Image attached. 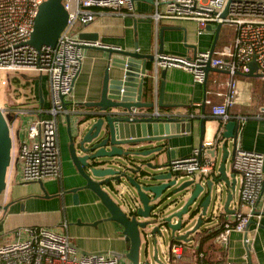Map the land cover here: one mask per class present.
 <instances>
[{
  "label": "built area",
  "instance_id": "obj_1",
  "mask_svg": "<svg viewBox=\"0 0 264 264\" xmlns=\"http://www.w3.org/2000/svg\"><path fill=\"white\" fill-rule=\"evenodd\" d=\"M44 1L46 0H0V71L6 72L9 77L8 81L3 80V84L6 85L13 78L21 81L20 73L37 72L41 76L46 74L50 87L48 107L44 103L41 105L35 96L26 97L27 101L23 104L12 103L9 108L0 106L5 116H30L24 137L19 138V181L29 183L43 181L48 177L62 178L58 123L62 116L71 113V109L66 108L65 104L70 100L75 80L81 71L86 46L102 45L98 41L82 39V28L95 21L104 9L121 12L122 8L126 9L125 14L150 18L156 23L162 19L193 20L197 23L199 35L209 31V24L214 28L218 23L234 28L232 44L222 48L215 47L214 50L209 48L198 51L192 56L159 53L156 48L152 67V76L156 82L161 69L170 67L182 68L192 73L199 82H204L209 64L228 72L225 98L211 107V114L221 120L218 136L214 141L193 148L191 154L170 160L173 178L179 181L185 178L218 176L219 162L213 149L225 124L230 120L229 109L236 102V76L250 73V64L255 62L257 73L264 79V0H152L154 11L150 14L138 13L135 8L136 0H62L68 11L67 25L55 46L43 45L38 49L29 41L39 8ZM227 6V16L222 17ZM157 96L156 93L155 109L141 112L162 115L157 106ZM33 98L34 102L29 101ZM262 115L264 116V108ZM10 129L12 135V123ZM233 162V169L240 178V186L236 189L238 200L234 196L229 205V208L235 205L234 211L231 214L227 212L224 187L222 183H216L214 196L204 216L214 224L201 232L193 247H187L186 241L177 239H172L169 248L163 245L164 258L170 264H179L189 249L194 250L196 264H207L209 258L206 249L200 250V247L202 239L208 236L223 248L228 246L231 232L237 231L244 234L243 241L249 246L253 239L251 227L258 229L261 226L264 154L237 146ZM116 190L120 195L119 204L122 209L129 215L135 214L141 201L133 197L123 182L117 185ZM125 192L131 195L130 200ZM238 203L245 205L248 210L236 208ZM154 216L159 221L162 220L160 211L154 209ZM251 218L254 222L248 228ZM16 235L12 240L0 241V264H131L128 258L118 257L109 251L81 253L68 232L67 221L62 222L59 230L30 226L17 230ZM219 264H250L248 249L244 260L223 258Z\"/></svg>",
  "mask_w": 264,
  "mask_h": 264
},
{
  "label": "crops",
  "instance_id": "obj_2",
  "mask_svg": "<svg viewBox=\"0 0 264 264\" xmlns=\"http://www.w3.org/2000/svg\"><path fill=\"white\" fill-rule=\"evenodd\" d=\"M135 6L138 13L150 14L154 11V4L150 0H136ZM125 13V8H122L121 12L104 9L95 21L82 28L81 33H95L100 43L119 46L124 50H134L137 45L139 52L143 54H155L156 48L159 50L162 45L163 53L192 56L213 45L214 32L209 30L199 35L197 23L193 20L162 19L156 23L150 18H137ZM234 36L233 27L222 26L216 48L232 44ZM109 59L108 52L99 47L85 48V59L81 71L75 80L70 100L67 101L71 112L87 110L88 108L79 106L78 103L92 102L100 98ZM152 67L153 63H150L149 84L152 90L150 96L144 99L155 100L156 93L158 95L160 92L162 70L166 69L163 102L172 105L166 111L186 115L191 120L189 131L170 139V147L175 150V157L191 154L193 148L200 146L201 136H203V143L214 141L221 128V120L211 114V107L225 98L228 72L222 69L210 71L205 86L204 82L195 80L192 73L178 67L161 69L156 82L152 76ZM109 75L112 79L117 78L122 75V70L111 66ZM34 78V84L32 79L26 87L32 89V94L40 104L42 96L44 105L48 107L50 98L48 77L43 74ZM236 79L238 95L234 106L229 109L230 120H240L236 147L264 154V116L262 115L264 79L258 75L257 69L252 73L238 74ZM15 95H17L16 100L12 103L23 104L27 101L19 91ZM35 98L29 101L34 102ZM72 120L73 123L76 122L77 117L72 116ZM20 126L17 130H20ZM58 136L62 165L61 179L48 177L43 180V184L22 183L19 181L18 158L15 168L10 166L7 189L0 196L2 206L0 241L12 240L16 238L17 230L30 226H44L59 230L62 222L67 221L68 232L78 248L88 252H126L128 245L120 232V226L116 221L107 219L110 213L97 194L91 190L81 191L79 202L76 204L73 193L68 192L84 182L71 159L66 114L59 120ZM23 137L24 132L18 138ZM229 148L233 150V143H230ZM165 160H167L166 156ZM228 163H230V170L227 168V171L229 174L235 173L238 190L240 178L236 175L231 162ZM43 186L48 196H45ZM7 204L9 206L7 210H4L3 207ZM234 207L235 205H232L230 209ZM260 207L263 212L261 226L258 229L253 227L250 229V234L253 236L248 246L250 264H264V196ZM236 208L248 210L245 205L239 203L236 204ZM243 238V233L233 231L230 234L228 246L222 248L209 237L205 242L204 250L206 249L210 264H219L223 258L244 260L247 247ZM179 264H196L194 250L189 249Z\"/></svg>",
  "mask_w": 264,
  "mask_h": 264
},
{
  "label": "water",
  "instance_id": "obj_3",
  "mask_svg": "<svg viewBox=\"0 0 264 264\" xmlns=\"http://www.w3.org/2000/svg\"><path fill=\"white\" fill-rule=\"evenodd\" d=\"M227 13L228 6L221 16L226 17ZM67 22L68 11L62 0L44 1L35 19L30 44L38 49L43 45L55 46ZM221 29V23H218L215 28L212 24L208 25V30L214 32L212 50L216 47ZM80 35L87 41L99 42L98 35L95 33ZM87 47L103 49L108 52L110 59L100 98L92 102L78 103L79 106L88 108L87 110H76L67 114L70 155L84 182L68 192L73 193L76 204L79 202V192L91 190L96 193L110 213L107 219L119 224L120 232L128 248L126 252L111 251L112 254L128 258L131 264H154V262L164 264L159 258L157 249L160 239L164 240L162 225L165 224L169 228L172 239L190 241L191 233L196 232L205 221L204 216L214 196L216 183H222L226 192L227 212L234 211L229 208V205L236 194V179L235 173H228L227 164L230 161L233 167L240 120H229L225 124L221 137L215 142L213 154L217 157L220 149L222 153L218 168L219 175L213 178H189L180 184L179 180L173 178L170 170V160L176 156L175 150L170 147V139L189 131L191 120L186 115L166 111L167 108L172 107L163 102L166 69L162 70L160 92L157 96V106L162 115L141 112V109L150 111L149 109L156 107L155 100L144 99L145 85L151 76L149 64L154 62L155 54H143L139 52L137 45L130 51L108 44ZM158 52L163 53L162 45ZM111 66L122 70V75L110 78ZM250 66V73L257 69L255 62H251ZM213 70L218 68H213L210 64L206 67L205 86L207 76ZM43 103L41 96V105ZM65 106L68 108L67 102ZM202 111L204 112V106ZM72 116L77 117L74 123ZM13 120L14 117L5 116L0 107V196L7 189L8 171L13 160V137L10 129V123ZM17 134L19 137V132ZM230 143L234 145L232 151L229 149ZM200 145H203V136H201ZM161 155H165L167 160L158 161ZM39 182L43 184V181ZM121 182L127 185L133 197L141 201V206L133 215L126 213L106 189L110 187L120 199L116 187ZM173 187H175L173 193H182L179 201L185 199L186 202L173 214L167 217L162 216V220L159 221L154 216V209L159 208L163 200L170 198V195L165 197L163 195ZM43 191L45 196H48L44 186ZM125 194L131 199L129 193L125 192ZM179 201L164 206L163 210H160L161 215L163 211L175 208ZM195 204L197 208L191 216H197L196 224L190 230L176 234L183 227L184 214L188 213ZM8 206V204L5 205L3 209L7 210ZM0 209H2L1 205ZM138 216L147 220L140 221ZM150 220L156 224L151 233H145V235L149 234L153 239L155 246L153 258L148 251L144 257H141L140 252L141 232ZM253 222L254 219L251 218L248 228ZM244 244L248 249V245ZM78 249L83 254L93 253Z\"/></svg>",
  "mask_w": 264,
  "mask_h": 264
},
{
  "label": "rangeland",
  "instance_id": "obj_4",
  "mask_svg": "<svg viewBox=\"0 0 264 264\" xmlns=\"http://www.w3.org/2000/svg\"><path fill=\"white\" fill-rule=\"evenodd\" d=\"M40 75V73L37 72H28V73H20L19 76L21 77V81L20 83L16 84L15 82H13V84H10L9 82H7V84H3V80H9L8 74H6V72L0 71V106L1 107H5V108H9L12 104V102L14 100H16V96L15 95L18 91L22 94L23 97H30L32 98L34 95L32 94L31 90L28 87H25V83L26 81H32L33 79V84H34V77ZM44 75L46 76V74L44 73ZM7 115H11V114H7ZM12 116V115H11ZM30 116L29 115H24V116H20V117H15L13 122H12V136H13V160H12V164H11V168H15V163L16 160L18 158L19 155V138H18V132L19 135L24 132L27 129V125L29 122ZM21 125V126H20ZM20 126V130H17ZM230 149V148H229ZM221 157H222V153L219 150V154L217 156V160L220 163L221 161ZM165 159V155H161L158 157V161H164ZM227 168L228 170H230V163L227 164ZM189 178H185L180 180V184L181 182L187 180ZM173 188L168 189L165 194L163 195L164 197L167 195H170V198L165 199L161 202V206L160 208H156L155 211H160L163 210L164 206H166L167 204L174 202V201H179L182 193L181 192H177V193H173ZM107 191L109 192V194L111 195L112 198H114L117 202L120 203V199L118 198L117 194L115 191H113L110 187L106 188ZM126 197H128V195L126 194ZM224 198H226V192H224ZM128 200H130V198H127ZM235 199H238V194L236 193L235 195ZM186 200L182 199L181 201H179V203L177 204V206L175 208H171L169 210L163 211L162 212V216L163 217H167L170 214H173L175 211H177L179 208H181L184 204H185ZM234 206V204H233ZM197 205H193L191 207V210L184 214L183 216V227L180 231H178L176 234H181L184 233L188 230H190L192 227H194V225L196 224L197 221V216L192 217L191 214L194 210H196ZM210 211V210H209ZM138 219L140 221H145L147 219L142 218L140 216H138ZM151 219V218H150ZM176 219V218H174ZM205 221L202 224V226L194 233H191L190 238L191 240L186 242L187 247H193L196 240L200 237V234L203 230L211 227L214 222L211 220H207L206 217H204ZM156 223H154L153 221H149V224L146 225L145 228H143L142 232H141V257L146 256V251H148V253L150 254V256L153 258V254H154V242L153 239L151 237V235H149L153 229V227L155 226ZM162 232H163V241L158 242L157 245V249H158V255L160 260L164 263V264H170L166 258H164V252H163V245L166 247H170L171 241H172V235H171V231L169 230V228L163 224L162 225ZM145 233H149L148 236L145 235ZM217 243V242H216ZM147 248V250H146ZM154 264H158L156 262H154Z\"/></svg>",
  "mask_w": 264,
  "mask_h": 264
},
{
  "label": "trees",
  "instance_id": "obj_5",
  "mask_svg": "<svg viewBox=\"0 0 264 264\" xmlns=\"http://www.w3.org/2000/svg\"><path fill=\"white\" fill-rule=\"evenodd\" d=\"M13 82H15L16 84H18V83H20V79H18V78H13L11 81H9L10 84H13ZM149 82H150V78L147 80L146 85H145V93H144V98H145V99H147V98L150 96V94H151V90H152V87L150 86ZM29 84H30V82H29V81H26V83H25L24 85H25V87H26V86L29 85ZM148 95H149V96H148ZM217 136H218V135H217ZM209 237H210V236L205 237V238L202 239L200 250H202V249L204 248L205 242L207 241V239H208ZM206 263H207V264H210V263H211L210 259H207Z\"/></svg>",
  "mask_w": 264,
  "mask_h": 264
}]
</instances>
